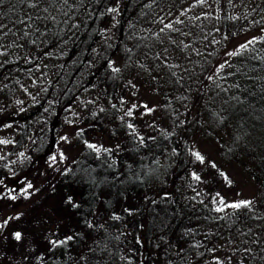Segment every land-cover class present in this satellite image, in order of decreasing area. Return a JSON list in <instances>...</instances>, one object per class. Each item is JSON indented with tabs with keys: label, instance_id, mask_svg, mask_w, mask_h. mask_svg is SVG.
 Wrapping results in <instances>:
<instances>
[{
	"label": "trees",
	"instance_id": "obj_1",
	"mask_svg": "<svg viewBox=\"0 0 264 264\" xmlns=\"http://www.w3.org/2000/svg\"><path fill=\"white\" fill-rule=\"evenodd\" d=\"M184 7L193 16L181 20L176 13ZM167 54L180 65L168 61L163 69ZM113 59L121 60L119 71L108 65ZM49 66L57 71L46 91L59 88L44 95H51L53 115L57 106L92 99L96 81L119 101L118 86L130 76L141 78L142 93H158L160 118L180 105L184 118L172 121L169 134L131 133L99 152L87 147L101 131L97 122L76 130L83 150L77 147L69 166L58 167L61 157L52 162L37 189L34 205L48 222L26 241L30 264H208L222 240L235 245L239 264H264V0H0V101L12 95L14 81L24 86ZM20 113L27 123L10 125L0 162V199L15 210L30 197L1 193L7 160L45 117L36 102ZM124 127L111 135H125ZM199 134L226 138L220 160L253 180L252 206L224 211L218 170L204 183L193 179L192 136Z\"/></svg>",
	"mask_w": 264,
	"mask_h": 264
},
{
	"label": "rangeland",
	"instance_id": "obj_2",
	"mask_svg": "<svg viewBox=\"0 0 264 264\" xmlns=\"http://www.w3.org/2000/svg\"><path fill=\"white\" fill-rule=\"evenodd\" d=\"M192 11L191 8L184 7L175 15L182 17V20L190 15L193 16ZM194 14L196 15L197 13ZM162 58L161 66L163 69L168 67L169 62L180 65L179 61H181V58L171 57L168 54L162 56ZM109 63L108 65L114 72L113 69H117L120 66L121 60L113 59L111 62L109 60ZM45 71L46 69L36 72L32 76L33 79L26 82L24 86H17V82L14 81L11 88L12 95L7 98L3 97L4 99L0 101V162L10 147L8 139L10 125L27 123V120L25 121L24 116L20 113L22 108L27 107L28 104L34 105L36 102L37 106L40 105L43 113H45V117H40L41 121L33 125V129L29 132L28 138L19 151L7 160L5 178L1 184L3 186L1 193L12 191L8 195L17 198L21 194H25V189H27V195L30 198L16 210L10 209L9 204L5 202V197L0 199V222L7 216H15L18 211L23 214V217L17 220L12 219L8 225L0 229V264H30L29 259L25 258L28 255L26 241L33 237H38L37 233L41 227L40 223L42 222L43 225L48 222L47 214H45L46 210L34 205V201L38 199L37 189L43 184L47 169L52 162H55L52 160L53 156L57 159L63 153L64 159L58 161V167L60 165L65 167L69 166L72 159L83 150L82 145H75L74 133L76 130L87 127L93 121L97 122V127L101 131H96L93 137H89L88 142L100 148L108 146L111 141L119 143L127 139L131 133L139 132V134H142L153 130L169 134L171 132L169 129H174L176 127L175 123L184 118V114L181 115L184 110L182 105L179 106V109H172L165 119L160 118L164 113V108L161 110V100L158 93H155L152 88L150 92L144 90L146 93H142L137 86L141 82V78L139 77L138 80L134 81L130 76L127 79L129 85L120 83L118 86V89L123 91L119 101L109 98L111 90L108 89L109 86L107 84L104 85L101 81H96L92 99L86 95L88 101L84 96L76 104L69 107V110H66V104H64V110L62 106L59 108L55 102L54 105L57 106L58 110L53 115L50 112V109L54 107L53 102H49L52 100L51 95L49 94L46 98H44V95L59 89L53 86L51 92L46 91L47 88H50L52 76L57 69L49 66V72ZM94 78L98 79V77ZM137 89L138 91H135ZM89 101L92 102L91 113L87 112L86 107ZM144 105L154 109V111L147 113L143 107ZM114 107H118L115 115L112 112ZM129 110L132 111V116L127 115ZM100 113L103 115L102 117L99 116ZM176 114L177 116L175 117ZM172 121H175V123ZM34 122H30L29 126ZM120 124L125 126V135L121 133L112 136L111 133L113 132L111 129H119L118 125ZM128 124H132L134 129L128 128ZM46 132H48L49 136L51 135L49 138L44 136ZM62 137H67V140L61 139ZM192 140V162L195 166L192 174L195 173L201 177L203 179L202 183L211 180L217 170L225 174L217 178V182H221L219 187L221 188V200L224 201L223 207L225 204L241 200H251L252 202L255 200L258 190L253 180L248 179L247 175L241 170L242 168H238L229 162L223 165L220 160V152L223 151L225 144H228L226 138H221V141L216 142L215 139L206 140L205 137L199 134L192 136ZM77 147L78 153L76 152ZM42 150L44 153L41 152ZM195 152H199L204 157L203 163L196 160L193 155ZM213 164H215V167H212ZM205 165H210L209 171L212 169L214 173H206L207 168H205ZM225 176L228 178L227 180ZM28 184H31L32 188H28ZM229 208L224 207V211L229 210ZM214 223L216 222H209L208 226H212ZM208 229L211 228L208 227ZM17 231L23 234V240L19 243L12 236ZM234 246L229 241H218L214 245V249L210 251L208 264L241 263L242 257L234 253ZM205 262L207 260L204 261V264Z\"/></svg>",
	"mask_w": 264,
	"mask_h": 264
},
{
	"label": "snow or ice",
	"instance_id": "obj_3",
	"mask_svg": "<svg viewBox=\"0 0 264 264\" xmlns=\"http://www.w3.org/2000/svg\"><path fill=\"white\" fill-rule=\"evenodd\" d=\"M110 11H111V9H110ZM165 27H171V25H165ZM162 31H163V29H162ZM252 42H253V41L250 40V41L247 42V44H240V45L238 46L237 51L230 52V53H228V55H231V56H235V55H237L239 49H244V48H246L247 45H248V44H251ZM223 67H224L223 64H221V65L219 66L220 69H222ZM113 71H114V72H115V71H119V69L114 68ZM217 71H219V69H217ZM210 78H211V77H210ZM133 107H135V105H133ZM143 107L146 109V112H147V113H151L152 111H154V109L149 108L147 105H144ZM127 115H128V116H132V111L129 110V111L127 112ZM128 128H130V129H134V126H133L132 124H128ZM61 139L67 140V137H62ZM87 147L90 148V149H93V150L96 151V152H99V151L101 150V149H100L99 147H97V145H95V144H87ZM105 151H111V150H110V149H105ZM193 155L195 156L196 160L200 161L201 163L204 162V157H203L199 152H195V153H193ZM55 159H56V157L53 156V157H52V160L55 161ZM61 159H64L63 153H61ZM212 167H215V164H213ZM220 175H221V176H224L225 174H224L223 172H221ZM193 179L199 180L200 177L197 176L195 173H193ZM225 179L227 180L228 178L225 176ZM229 183H230V181H229ZM27 187H28V188H32V185H31V184H28ZM25 198H27V189H25ZM11 199L15 200L16 197L13 196V197H11ZM68 202L71 203V197H69ZM220 203H221V204H224V201L221 200ZM251 203H252L251 200H241V201H239V202H234V203H231V204H225L224 207H231V208H234V209H239V208H241V207H248ZM74 207H76V205H74ZM216 211H223V208H217ZM21 215H22V213H21V214H17V215H15V216H7L5 219H3L2 222H0V229L4 228L6 225H8L9 222H10L12 219H19ZM89 227H91V225H89ZM12 236H13V239H14L16 242H18V243L21 242V241L23 240V234H22L21 232H19V231L14 232V233L12 234ZM72 239H73L72 236H68V237H66V239L63 240V241H58V242L53 241L52 243H53V245L55 246L56 243H66L67 241L72 240Z\"/></svg>",
	"mask_w": 264,
	"mask_h": 264
}]
</instances>
